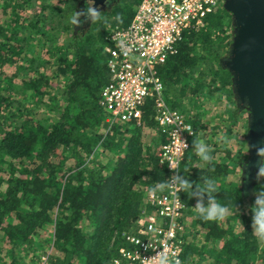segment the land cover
Segmentation results:
<instances>
[{
    "label": "trees",
    "instance_id": "1",
    "mask_svg": "<svg viewBox=\"0 0 264 264\" xmlns=\"http://www.w3.org/2000/svg\"><path fill=\"white\" fill-rule=\"evenodd\" d=\"M139 2L116 8L124 14L121 25ZM87 8L85 0H0V264H30L43 244L51 246L46 264H113L122 233L149 211L147 194L167 177L156 151L166 140L153 138L160 129L152 100L142 108L141 125L106 122L98 99L109 79L108 12L100 10L94 21ZM219 9L186 31L159 68L172 109L182 112L186 97L198 102L204 92L231 98L232 74L220 57L230 25ZM76 11L83 12L79 26L71 23ZM185 119L195 137L181 166L182 185H191L182 191L190 220L182 264H264L250 210L264 177L257 180L256 169L242 185L227 180L229 165L243 160L246 140L237 139L235 152L233 145L210 146L206 155L213 159L205 162L193 143L202 125ZM205 178L215 180L214 195L231 209L224 220L205 221L195 210L199 197L190 193Z\"/></svg>",
    "mask_w": 264,
    "mask_h": 264
},
{
    "label": "built area",
    "instance_id": "2",
    "mask_svg": "<svg viewBox=\"0 0 264 264\" xmlns=\"http://www.w3.org/2000/svg\"><path fill=\"white\" fill-rule=\"evenodd\" d=\"M226 0H140L134 14L123 25L108 31L104 51L109 79L102 87L99 106L110 127L132 120L142 123L143 106L152 100L153 119L165 136L158 152L167 169L165 181L149 191V211H141L133 230L122 233V245L113 264H149L165 249L182 262L186 203L182 197L181 166L195 137L193 125L170 108L164 99L159 67L177 53L184 33L201 25L209 13L223 8ZM172 185L173 188H168ZM151 246L145 249V245ZM42 255L40 264H46Z\"/></svg>",
    "mask_w": 264,
    "mask_h": 264
},
{
    "label": "water",
    "instance_id": "3",
    "mask_svg": "<svg viewBox=\"0 0 264 264\" xmlns=\"http://www.w3.org/2000/svg\"><path fill=\"white\" fill-rule=\"evenodd\" d=\"M95 5L103 8L105 0H94ZM223 9L233 26L225 67L232 74L234 97L249 110L248 144L258 145L264 141V0H226ZM250 152L246 172L253 178L261 158L255 148Z\"/></svg>",
    "mask_w": 264,
    "mask_h": 264
},
{
    "label": "rangeland",
    "instance_id": "4",
    "mask_svg": "<svg viewBox=\"0 0 264 264\" xmlns=\"http://www.w3.org/2000/svg\"><path fill=\"white\" fill-rule=\"evenodd\" d=\"M126 1L128 0H119L113 5L110 4L107 7L98 10V12H100V10L101 12L103 11L108 12V14L104 16V18L108 19V22H109L106 25L107 31H109L115 25H120L121 21L117 19V15L115 14V11H116V8H118L120 5H122ZM222 10L223 9H219V11H222ZM221 13H224L228 16V17L226 16V18H228L229 20L228 22L230 25V28L228 29L229 39L232 41L233 26H232L231 14L225 10H223V12ZM123 15L124 14L122 13L119 16L123 17ZM90 26L91 25L89 24L87 28H89ZM231 41H230V44L226 45L225 49L220 51V54H221L220 57L224 63L229 54V48L231 45ZM231 92L232 94L230 95L231 97L230 100L226 98L225 96L224 97L221 96L220 98H217L215 94H211V93L210 95L207 94L204 96L205 92L201 94V96L198 99L199 100L198 102L195 99L188 100L189 97H186L184 99V109L182 110L181 113L184 115V117L187 118L188 116V118L191 121H197L198 124L200 123L202 125V127H198L199 129L197 131L196 138L203 140L206 147L207 145L214 146L216 144H219L221 148H224L226 145H229L231 147L233 145L234 149L233 148L232 149L235 152L236 150H238V144H239L237 143L238 142L237 139L246 140L247 145L241 153V158L243 160L241 161L240 164L235 163V164L229 165V170H233V171L229 173L227 176V180L230 183H233V184L240 183L241 184L243 182L244 174L246 173V169H242L241 166L244 163H246L251 157L249 144L246 139V134L248 132V123H249V110L244 105H241V107L238 108V106L240 105H238V102L236 98L234 97L232 87H231ZM232 108H237V111H236L237 117L231 118L227 121L229 117V111ZM40 115H41V111L39 112V116ZM227 129L231 130L232 135H227V132H226ZM161 145L162 144L158 145L157 148L155 146L157 154L160 150ZM252 195H253L252 190H250V198H254ZM185 219H186V231L185 232H189L190 220L187 218V216ZM201 238L202 236H200L198 240H200ZM215 244L218 245V242H216ZM43 247H40L38 249L37 255L35 257L34 256L32 257L35 260L33 262H30V264H40V260H38V257H40L41 255H44V253L49 254L51 252L50 245L46 246L45 244H43ZM29 258L30 256L26 257V259H29Z\"/></svg>",
    "mask_w": 264,
    "mask_h": 264
},
{
    "label": "clouds",
    "instance_id": "5",
    "mask_svg": "<svg viewBox=\"0 0 264 264\" xmlns=\"http://www.w3.org/2000/svg\"><path fill=\"white\" fill-rule=\"evenodd\" d=\"M88 5L87 12L88 14L95 20L99 19L101 13L97 11L99 6H94V0H85ZM105 4H107V0H105ZM83 12H75L73 17L71 18V23L75 26H79L78 17L82 15ZM117 19L122 22L121 17L117 16ZM193 143L196 145L195 151L197 155H199L202 160L205 162L209 159H213L212 157L206 155L207 151H211V147L207 145L203 140L198 139L194 140ZM250 149L255 148L257 156L261 159L257 165L256 179L260 180V178L264 177V141H261L258 145L250 144ZM242 169H247V163H244L241 166ZM182 186H186L190 188L191 185L184 182ZM168 188H173L172 185H169ZM163 190V188H154L153 191ZM216 182L215 180H211L210 182L205 178L203 186L197 183L196 192L190 193V195H198L199 199L197 204L195 205V210L199 214V216L205 221H219L224 220L231 212V209L228 205L220 203L214 193H216ZM205 194L208 197V205L205 207L204 205V196ZM255 199L253 204L250 206V210L252 213V229L253 234L257 236L261 241H264V189L257 191L254 193ZM151 245H145V249L149 248ZM149 261V264H182L180 259L175 255H169L167 249L162 251L155 258H146Z\"/></svg>",
    "mask_w": 264,
    "mask_h": 264
},
{
    "label": "crops",
    "instance_id": "6",
    "mask_svg": "<svg viewBox=\"0 0 264 264\" xmlns=\"http://www.w3.org/2000/svg\"><path fill=\"white\" fill-rule=\"evenodd\" d=\"M153 136H154V139H163V137L165 138V136L163 135V132L161 130H160V132L153 133ZM184 219H185V217H184Z\"/></svg>",
    "mask_w": 264,
    "mask_h": 264
},
{
    "label": "flooded vegetation",
    "instance_id": "7",
    "mask_svg": "<svg viewBox=\"0 0 264 264\" xmlns=\"http://www.w3.org/2000/svg\"><path fill=\"white\" fill-rule=\"evenodd\" d=\"M119 0H111V1H108L107 2V4H106V6L105 7H107L108 5H113V4H115L116 2H118ZM87 5V4H86ZM87 7H88V5H87ZM105 7H103V8H105ZM103 8H97V9H103ZM238 105H240V104H238Z\"/></svg>",
    "mask_w": 264,
    "mask_h": 264
}]
</instances>
